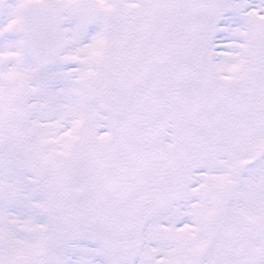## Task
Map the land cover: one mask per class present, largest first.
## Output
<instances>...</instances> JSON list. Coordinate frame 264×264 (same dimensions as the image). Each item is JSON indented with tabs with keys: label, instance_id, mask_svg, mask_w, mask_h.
Returning <instances> with one entry per match:
<instances>
[{
	"label": "snow or ice",
	"instance_id": "obj_1",
	"mask_svg": "<svg viewBox=\"0 0 264 264\" xmlns=\"http://www.w3.org/2000/svg\"><path fill=\"white\" fill-rule=\"evenodd\" d=\"M0 264H264V0H0Z\"/></svg>",
	"mask_w": 264,
	"mask_h": 264
}]
</instances>
